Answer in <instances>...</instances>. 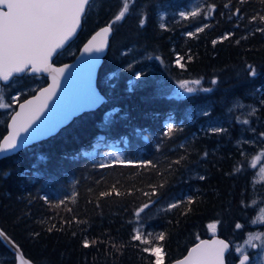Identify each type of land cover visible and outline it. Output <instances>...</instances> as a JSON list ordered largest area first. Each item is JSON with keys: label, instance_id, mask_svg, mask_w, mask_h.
<instances>
[{"label": "trees", "instance_id": "obj_1", "mask_svg": "<svg viewBox=\"0 0 264 264\" xmlns=\"http://www.w3.org/2000/svg\"><path fill=\"white\" fill-rule=\"evenodd\" d=\"M228 3L130 0L129 13L113 24L110 46L98 71L97 85L106 100L57 133L0 159V227L34 264H154L155 256L143 251L150 246L160 247L163 264H169L197 241L211 237L208 225L216 221L215 233L232 245L243 241L253 228L262 230L252 221L262 205L264 188L259 187L255 201L249 180L257 168L253 157L264 146L259 135L264 132V105L260 104L264 34L256 31L264 23L251 21L257 13L264 15V3L231 0L225 7ZM121 7V0H93L78 36L55 63L71 61L88 37L113 21ZM196 8L201 11L194 18L179 15ZM236 8L241 10L239 15L232 14ZM205 24L208 27L202 32L187 35ZM227 33L232 35L222 40ZM149 56L159 58V71L147 67ZM178 57L183 68L176 62ZM246 65L255 67V77L248 75ZM137 72L143 73L139 79ZM213 79L218 83L212 84ZM195 80L201 83L188 85L197 89L193 93L178 97L168 91L173 82ZM46 83V76L26 73L8 84L0 82V95L15 109ZM18 93L13 103L10 98ZM235 100L258 109L249 124L232 110ZM7 111L0 108V140L7 132L11 115ZM169 123L175 128L165 135ZM212 127L226 131L213 133ZM113 147L120 148V156L110 154ZM180 157L184 159L179 164L168 167ZM118 159L133 163L115 162ZM149 160L156 167H140L141 161ZM160 184L164 186L151 197L155 203L146 211L171 198L184 203L171 210L162 206L150 217L136 216V210L149 201L144 195L151 192L149 185ZM113 185L125 194L99 197L102 191H112ZM73 195L75 200L59 204ZM136 229L152 245L132 240ZM159 233H164L163 241H156ZM85 239L89 247L83 246ZM232 254L233 250L226 254V264H231ZM0 264H15V254L1 240Z\"/></svg>", "mask_w": 264, "mask_h": 264}, {"label": "snow or ice", "instance_id": "obj_2", "mask_svg": "<svg viewBox=\"0 0 264 264\" xmlns=\"http://www.w3.org/2000/svg\"><path fill=\"white\" fill-rule=\"evenodd\" d=\"M241 3L244 0H240ZM264 3V0H261ZM231 3L229 0L225 7H228ZM121 10L115 15L114 20L109 22L108 25L101 28L99 32L92 37L87 44L84 45V53H93L103 51L106 40L104 39L113 30V24L121 21L125 18L126 14L130 10V0H121ZM93 6V0H0V80L5 82L13 77V74H21L26 72L42 73L47 72L52 74V84L46 88H39L36 91L38 95H33L31 99L25 100L23 104L20 105V111L15 112L14 115L10 116L12 122L11 133L3 138V142L0 143V153H4L10 150H14L18 147V138L21 132L27 133L29 128H32L33 124L36 123L44 113L45 109L48 108V102L56 95V91L60 88V81L58 77H63L64 73L71 67L70 65H64L63 67L56 68L50 63V60L54 54L57 53L58 49H62L67 41L76 33L77 28L81 24L82 17L86 13V10ZM215 9V5H210L207 9L208 13ZM200 8L195 10L184 12L181 11L179 15L182 18L196 17L200 14ZM241 12L240 8H236L233 15H239ZM264 23V15L257 13L251 17V21H257ZM146 22V17L140 20V26ZM163 27V25H161ZM208 27L207 24L203 27H198L195 32H188L189 37L195 36L197 33L202 32L204 28ZM257 32L264 34V27H258ZM231 33H227L221 37V39H228ZM101 38L99 43H97V38ZM240 41L237 40L238 44ZM213 44L217 43L216 40L212 41ZM182 57H178L177 64H179ZM94 63V60L92 61ZM181 68L184 67L183 64H179ZM247 73L249 76L255 77L257 75L256 69L252 65H246ZM143 75L142 72L135 73L137 79ZM190 83L199 85L200 80L195 81H181L180 87L188 93H193L197 91L196 88L189 87ZM218 80L213 79L212 84H217ZM211 89H204V91H210ZM257 92L262 91L257 89ZM13 102L17 101V97L13 96L10 98ZM261 105H264V99L260 101ZM12 104L5 103L3 95H0V108L10 109ZM236 107H244L243 104H238ZM258 111L256 107H252L251 115H255ZM207 114V113H205ZM239 119V118H238ZM244 124H248L247 119L242 121ZM175 125L172 123L167 124L165 135L173 133ZM41 127L37 125L34 132H39ZM213 133H220L226 131V129L212 127L210 129ZM261 137H264V132L259 133ZM25 141L28 137L24 138ZM183 147V145H182ZM264 151V150H262ZM207 156V153H204ZM184 157L171 162L168 167L171 168L173 164H179ZM254 159H259L256 157ZM118 163L121 164H131L130 160L118 159ZM152 164V161H141L140 167L146 168ZM107 165H100V167H106ZM201 180L205 177H199ZM164 185H149L151 192H145L144 195L149 197L148 203H144L142 207L136 210L135 215L139 216L141 212L149 208L151 204L155 201L151 199L152 196L157 195L158 188H162ZM115 193L117 196L124 195L116 189V186H112V191H102L99 193V197H108ZM127 194H131L130 192ZM45 201L48 198L44 197ZM66 199L75 200V195L59 201L60 205L65 204ZM192 197H187V203L191 204ZM98 203V201H97ZM183 200H176L175 202L169 203L167 210L177 208ZM71 211V209H68ZM261 214H264V208L260 210ZM253 223L257 220L253 219ZM264 222V221H260ZM211 223L208 228L215 232L217 224ZM242 225L236 224V228H241ZM51 232L52 228H48ZM6 234L0 230V236H5ZM36 235H39L38 233ZM75 235V233H73ZM147 235H151L148 233ZM143 234L139 229L134 231L132 235V240L141 241L144 244L152 245L151 240H144L142 238ZM253 234H249V240L246 243L251 244L252 247H257L256 244H252L251 238ZM164 233H159L155 239L156 241L164 240ZM256 239H260L264 243V233L256 236ZM97 241H91V244H96ZM84 247H89L90 242L85 239L83 241ZM115 246V245H114ZM229 245L222 240H200L196 243L194 247L190 249L188 254L183 258L176 260L174 264H224V252L228 249ZM119 250V249H117ZM237 252L242 250L237 247L235 249ZM144 252H151L155 256L154 264H163V257L161 256V248L158 246L144 247ZM20 264H32L30 260H26L23 256H20ZM240 264H251L250 257L246 251L242 252V258L240 259Z\"/></svg>", "mask_w": 264, "mask_h": 264}, {"label": "water", "instance_id": "obj_3", "mask_svg": "<svg viewBox=\"0 0 264 264\" xmlns=\"http://www.w3.org/2000/svg\"><path fill=\"white\" fill-rule=\"evenodd\" d=\"M84 16L82 17L81 24L77 28L76 33L70 38L69 41L65 43L62 49L57 50V53L54 54L50 60V63L53 65V67H56V68L63 67L64 65L71 66L64 73L63 77H58L61 86L56 91V95L48 102V108L45 109L40 119L36 121L35 124H33L32 128H29L27 133L25 132L20 133V136L17 141L18 147L14 150L0 153V159L6 156L12 155L14 153H17L23 148L57 133L62 127L66 126L74 117L78 116L84 111H91V110L96 109L106 100L105 95L102 94L98 88L97 77H98L99 68L103 62L104 57L106 56L108 52L110 41L113 35V30L111 33H109L104 38L106 40V45L103 51L93 52V53L83 52L84 45L87 44L88 41H90L92 37L96 35V33L99 32L100 29L105 27L106 25L98 28L88 37V39L83 43V45L77 52L76 56L71 61L64 62L61 64L54 63V60L58 56V54L64 49H66L71 44V42L75 40L76 37L78 36L82 28ZM100 39L101 38L99 37L97 38V43H99ZM93 60H94V63L92 62ZM23 74L24 73H21L18 75L13 74V77L21 76ZM28 74L44 75L47 77V83L40 88H46L50 84H52V74L50 73L42 72V73L33 74L31 72H28ZM13 77H10V80ZM0 81L3 84H7L9 82V81L5 82L3 80H0ZM33 95H38V92L36 91L34 94L20 101L15 111L10 116L14 115L15 112L20 111V105L23 104L25 100L31 99ZM37 125L41 127L38 133L34 132V129H36ZM11 131H12V122L9 117L8 122H7V132L1 138L0 143L3 142V138L8 136L11 133ZM25 137H28L26 141L24 139ZM0 230H2L1 227H0ZM0 240L7 246V248L13 254H15V264H20V256H23L26 260H30L23 254V251L21 250V248L7 234L5 236H0ZM201 240H222L225 243H227L229 247L228 249L225 250L224 257H223L224 264H226L225 256H226V253L231 248V245L229 244L227 240H225L224 238L216 234H213V236L210 238H203ZM199 241L196 243H199ZM195 244H193L189 248L187 253L179 259H183L188 254L190 249L195 246ZM179 259H176V260H179ZM240 259L237 264H240ZM176 260H174L173 262L169 264H174ZM32 264L34 263L32 262Z\"/></svg>", "mask_w": 264, "mask_h": 264}, {"label": "rangeland", "instance_id": "obj_4", "mask_svg": "<svg viewBox=\"0 0 264 264\" xmlns=\"http://www.w3.org/2000/svg\"><path fill=\"white\" fill-rule=\"evenodd\" d=\"M159 58L157 56H149L147 57L148 63H147V67L150 68V70L152 71H159V66L161 65V63L158 60ZM20 83V81L18 82ZM167 87H169L168 91L170 93H173L175 95H177L178 97L184 94H187L188 92H186L184 89H182L180 87V82H173L170 85H167ZM30 91H33V89H31ZM21 92H28V90H21ZM20 93L15 94L13 96L15 97H19ZM31 95V94H30ZM17 102V101H16ZM15 103V102H13ZM238 104H243L244 107L240 108V107H236V105ZM252 107H254V105L250 104V103H245V102H239V100H235V102H233V106H232V110L236 112V114L238 115L239 120H245L247 119L249 121L250 119V113H251V109ZM9 111H7L5 114L9 115L10 113L12 114L13 111L15 110L13 107L11 109H8ZM230 115H232V111L231 109L228 110V118L230 117ZM249 124V123H248ZM248 126V125H247ZM246 130V125L242 127V130L240 131L241 136L244 134ZM264 146L254 155L253 157V164L257 167L254 171V175L256 176V179L258 178L259 180H264ZM110 154H112L113 156H120L121 155V150L120 148H115L113 147L110 150ZM256 157H259V159H254ZM252 186V189L255 191L254 192V200L256 201L259 198V187H263L264 188V182H260L257 185ZM256 195V197H255ZM173 198H171L168 201L162 202L161 204H157L154 205L151 209H148V211L144 210L143 212L140 213V217L141 216H146V217H150L153 214H156L161 207H165L167 206L169 203H172ZM264 208V207H261ZM260 208V209H261ZM259 209V210H260ZM264 217V214H261L260 211H258L257 215L253 218L256 219L257 222L252 224H262V221ZM261 233H264V231H259V230H253L252 232L247 233L245 239L241 242V243H236L234 250L239 247L242 251L241 252H237L235 250V252L238 255H241L242 252L244 251H248V250H253L254 247L251 246V244L246 243V241L249 240V234H253L252 238H251V242L252 244H256L257 248L254 250L253 253V262H251V264H264V243H262V241L260 239H256V236H259ZM162 254V252H161Z\"/></svg>", "mask_w": 264, "mask_h": 264}, {"label": "flooded vegetation", "instance_id": "obj_5", "mask_svg": "<svg viewBox=\"0 0 264 264\" xmlns=\"http://www.w3.org/2000/svg\"><path fill=\"white\" fill-rule=\"evenodd\" d=\"M252 185H255V184H258L260 182H264V180H259L258 178L256 179V176L255 175H250V180ZM259 231H264V228L262 230H259ZM257 247L254 248V250L256 249ZM254 250H248L247 251V254L250 255L251 259L250 261L253 262V253H254ZM239 256L236 252L234 254H232V257H231V264H237L238 260H239ZM234 258V259H233Z\"/></svg>", "mask_w": 264, "mask_h": 264}, {"label": "bare ground", "instance_id": "obj_6", "mask_svg": "<svg viewBox=\"0 0 264 264\" xmlns=\"http://www.w3.org/2000/svg\"><path fill=\"white\" fill-rule=\"evenodd\" d=\"M162 11V10H161ZM75 53V52H74ZM61 54V53H60ZM66 58V57H65ZM132 85V84H131Z\"/></svg>", "mask_w": 264, "mask_h": 264}]
</instances>
